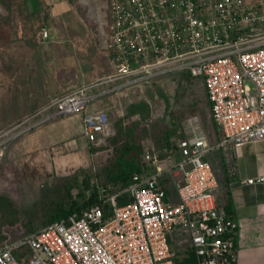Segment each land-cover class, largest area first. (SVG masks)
<instances>
[{
  "label": "built area",
  "instance_id": "built-area-1",
  "mask_svg": "<svg viewBox=\"0 0 264 264\" xmlns=\"http://www.w3.org/2000/svg\"><path fill=\"white\" fill-rule=\"evenodd\" d=\"M106 15L113 69L99 81L109 83L102 93L143 91L171 72L200 76L223 142L238 148L264 138V0H106ZM86 89L52 100L38 111L49 110L42 119L80 114L85 138L98 139L108 113L87 109L96 95ZM215 146L201 136L179 137L163 154L145 144L150 168L122 189L130 200L119 204L112 193L107 215L96 203L6 238L0 264H174L175 230L187 231L196 264H233L237 222L219 206L205 157Z\"/></svg>",
  "mask_w": 264,
  "mask_h": 264
},
{
  "label": "rangeland",
  "instance_id": "rangeland-1",
  "mask_svg": "<svg viewBox=\"0 0 264 264\" xmlns=\"http://www.w3.org/2000/svg\"><path fill=\"white\" fill-rule=\"evenodd\" d=\"M35 1L30 5L29 0H0L5 30L0 33V193L12 198L23 220L40 225L41 198L49 192L55 193L63 181L72 182V191L76 192L86 177L98 183L104 180L103 166L111 147L93 150L91 145L108 143L105 136L112 133L113 120L126 111L131 101H122V114L110 116L104 135L99 133L95 142L86 141L81 134L60 136L61 116L40 122L46 112L31 109L41 98L37 88L56 86L59 82L51 78L56 73L54 66L38 63L40 49L35 39L42 25L51 22L60 28L64 17L77 15L92 34L96 46L105 39L108 27L106 0H41L39 5ZM88 51L92 52L90 48ZM134 97V100L146 98L150 104L149 116L138 125L143 146L147 144L158 152L165 128H174L176 139L184 135L190 139L201 136L212 140L209 131H214L213 123L200 76L188 79L180 72H171L155 78L151 86ZM96 101L92 99L87 107H93ZM135 118L137 115L128 116L124 121L128 123ZM2 231L9 239L28 233L24 222L4 225ZM172 238L171 249L183 252L187 243L183 235L175 230Z\"/></svg>",
  "mask_w": 264,
  "mask_h": 264
},
{
  "label": "crops",
  "instance_id": "crops-1",
  "mask_svg": "<svg viewBox=\"0 0 264 264\" xmlns=\"http://www.w3.org/2000/svg\"><path fill=\"white\" fill-rule=\"evenodd\" d=\"M32 1L34 0H29L30 5H33ZM37 1L39 2L37 3ZM40 3L42 4L41 0L35 1L36 5ZM42 28L48 30V35L45 37L41 36ZM41 30L35 39V43L40 49L38 51L40 52L39 66H54L56 73L52 74L51 78H57L59 82L56 83V86L43 85L37 88L41 98H38L39 101L31 106L33 112L44 108L61 94L81 86H87V92L96 95L94 98V100L97 99L95 105L87 107V109H104L108 113V118L113 113L122 114V101H134L137 91L116 93L106 91L102 93L103 90L107 89L109 83H100L99 81L110 74L113 69L110 52L105 46L107 33L105 39L100 40L99 46H96L93 36L87 30L83 20L74 14L64 17L60 28H55L53 23L48 22L47 25H42ZM94 44L96 50L93 51ZM89 48L92 52L88 51ZM81 56H84V59ZM85 66L89 67L85 68ZM180 73L184 75L185 72ZM42 112L47 114L49 110ZM58 116H61L58 125L60 126L59 131L62 128L60 136L68 137L81 134L85 138L82 132L80 114L52 115L48 118ZM39 120L41 122L44 119L40 118ZM214 131L212 129L209 131L212 140H207L216 146L208 151L205 157L211 163L217 177V199L224 212L223 204L226 199L221 191L229 188L231 193L232 210L230 215L237 222V228L233 235L236 250L233 264H264V181H247L249 177L264 174V138L247 141L235 148L231 142L222 141L223 134L220 128H218L219 135L215 129ZM104 133L105 131L102 136ZM86 141L88 140L86 139ZM178 231L188 244L187 231ZM172 234L173 232L169 236L171 247L174 244ZM182 254L183 252L174 250V255L181 256Z\"/></svg>",
  "mask_w": 264,
  "mask_h": 264
},
{
  "label": "trees",
  "instance_id": "trees-1",
  "mask_svg": "<svg viewBox=\"0 0 264 264\" xmlns=\"http://www.w3.org/2000/svg\"><path fill=\"white\" fill-rule=\"evenodd\" d=\"M4 30V22L0 15V33ZM188 79L192 77L189 73H183ZM206 103L209 107L210 118L213 127L218 132V125L212 118L210 110V101L206 95ZM150 114V104L146 98H140L129 102L126 105V111L118 116L112 122V133H108L105 138L106 144H92L91 149L97 150L106 146L111 147V153L107 157L103 166L104 180L101 183L91 180L90 177L83 179L82 184H78L76 192H73L74 185L66 180L58 185L55 193H47L41 198L39 208L41 212L40 225L33 224L30 220H23L20 217L19 209L15 205L12 198L5 193H0V244L7 238V234L2 231L4 225H13L15 223L24 222L28 232L34 231L47 223L57 220L68 213L80 211L92 204L98 203L104 215L108 214L109 202L106 197L112 193H116L115 200L117 203H124L131 199L127 191L122 190L130 182L135 172H142L149 169L143 159V142L141 133L138 130L140 120L146 119ZM137 115L133 121L126 123L124 120L128 116ZM174 128H165L160 137V148L157 153L163 154L165 151L175 147L176 138L173 137ZM181 135V134H180ZM219 135V132H218ZM181 137H184L182 135ZM93 140L90 142L97 141ZM165 148L166 150H164ZM225 196L223 208L225 213L230 215L232 210V200L229 188L221 191ZM179 249V248H178ZM178 254V253H177ZM174 264H196V258L192 251L189 250L188 244L183 248L181 256L173 255ZM234 263V262H233Z\"/></svg>",
  "mask_w": 264,
  "mask_h": 264
}]
</instances>
